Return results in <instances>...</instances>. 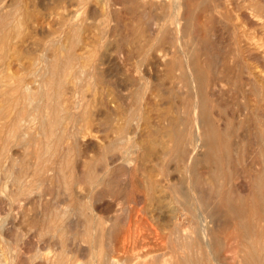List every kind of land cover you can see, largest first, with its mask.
Instances as JSON below:
<instances>
[{
    "label": "rangeland",
    "instance_id": "1",
    "mask_svg": "<svg viewBox=\"0 0 264 264\" xmlns=\"http://www.w3.org/2000/svg\"><path fill=\"white\" fill-rule=\"evenodd\" d=\"M141 1L122 0L121 2V0H118V3H116L117 0L114 1L113 0H104V1L103 0H85V1L84 0H61V1L34 0L35 2L34 3L32 0H19V2L17 0H0V171H1L0 173V216H1L0 261L1 264L2 263L52 264L61 258L64 261V264H87V263L100 264V262L104 260L108 261L110 264L111 262L110 259L112 256H114L116 259L115 261L116 263H112V264H162L163 262L161 261H164V259L167 257L171 259V264H174L175 261H176L175 264H179L178 261L180 260V258H182L184 254L186 255L190 253L194 257H196V255L198 254L196 258L199 260L205 258L204 251H202L197 247L196 240L191 241L192 246L190 248L185 250L183 248L180 249L181 247L178 248L175 239L169 236L167 227L165 228L162 225H161L162 228L156 226L158 221L157 222L155 221L154 215L157 214L156 212L157 210L155 211L152 210L153 208L152 209L150 208V206L153 205H150L151 203H149L150 200H148L147 197L148 194L146 193V191L144 190L140 191L141 188L138 187L134 189H131L130 187L126 188L127 184L125 183L129 181L131 175L129 173L131 171L132 174H134V176L137 173V175H139L137 176V178H139L140 180L143 177L139 168L136 169L137 159L139 155L138 145L140 140L139 132L135 131L136 130L135 125L138 119L135 117L133 118L132 120L133 124H131L130 127L131 129L128 128L129 132H126L124 134L125 138L123 140H115V138H117L115 129L118 126L122 125L123 116L125 114V110L127 109V107H125L124 105V102L126 101L123 102V99L125 100V98H127L129 93L135 91L139 94L137 97V102L135 104V110L139 112L143 106L147 109L148 112L150 110L149 115H150L151 123L147 125L143 124L142 128L144 129V132L149 133L150 137L153 139L157 138L158 136H160L158 138L162 137L165 140L169 138L168 136L164 137L162 132L161 133L159 132L158 135H155L157 134L155 133V129L157 127L161 129L165 128L166 116L171 113L172 111L171 109H173L172 104L174 107L181 105L182 99H184L183 97H185V91L187 87L183 84V82L179 77L181 69L179 68L180 70H178V68L172 67V65L170 64L169 65L166 64L168 61H170L172 58L176 56H178L181 59V63L184 65L186 63V59L188 58L189 53L196 51L198 56H200L199 58L202 60L203 65L205 64L204 67L205 69L207 68L206 70L208 71L207 72L208 75L212 78V82H213L212 90L214 92L217 91L218 93L216 92V95H218L222 100L227 102L226 104L227 106L224 105L220 107L221 111H223L224 117L227 118L228 116L227 113L229 114L230 111L231 112L233 111L237 114L242 113L240 119H238L239 123L235 125L234 134L232 137L235 142L239 141V143L241 144V150H239L238 155L235 151H232L229 161L225 164L227 171L229 170L227 185L229 186L233 185L235 187L238 184L239 186L241 184L243 176H246V181L248 182V184H251L253 175L256 173L257 168L261 166L260 163L262 157L259 154V152L255 153V158H253L254 156L250 158L249 156L250 153L244 148L246 147L245 144L247 145L248 139L255 137L256 132H258L260 129H263V125H264V0H164L165 2L163 0H141ZM175 1L178 2L179 4L175 3ZM163 2L165 3L164 6H160V4ZM45 5L46 6L49 5V6L46 7ZM64 5L68 6L70 9L67 7L68 9L67 11L66 6L64 7ZM179 6L180 8H178ZM98 7H100V9ZM141 7L143 10L141 9ZM34 8L36 9V11L34 10ZM109 8L111 9L112 13ZM55 9L56 11L54 12ZM148 9L149 11H147ZM11 14L12 17L10 16ZM3 15L5 16V18L3 17ZM27 16H29V19ZM113 16L115 17L113 18ZM1 17H3L4 19ZM55 19L56 21H54ZM62 19L63 21L64 20H69V22L72 21L75 24L78 22L77 25H79V29L71 31V29L68 27L63 28ZM177 20H179V23L176 22ZM187 22L190 24L191 32L185 35V33L182 31V27ZM86 23L87 25L89 24L90 25L87 26ZM40 24L41 26H39ZM45 24L48 25L46 26ZM126 26L128 28L130 26L131 27L128 29ZM171 28H173L172 31ZM140 29L141 30L143 29V31H138ZM65 30L68 33H66ZM115 31L118 34L115 33ZM44 32L45 34H43ZM34 36H36L37 38ZM114 36L116 39L114 38ZM143 39L146 40L142 41ZM87 41L88 42L91 41V42L88 44ZM71 43H73L72 51L76 55L75 59L71 58L70 60L66 51H62L63 65L59 71L58 78L61 79L63 83L62 99L63 97H67L68 101H70L69 103L71 104V108L70 110L68 109L69 110L68 112H70L71 114L73 113V116L66 117L67 110L64 109L63 112L61 111L62 113L61 115L65 113L64 114L65 116L63 115L64 117L63 123L65 122H66L65 124L68 123L67 125L69 130L68 133L64 134L62 133L61 126L60 128L57 127L58 136H60L61 139L60 141L54 136L46 135L45 131L41 127L38 107L42 106L43 107L42 109L45 113L49 111V108L43 105V101L39 100L38 98L33 99L32 102L31 100H27L25 103V115L21 119H15L17 108L15 109L14 104H10L11 102H9V99H7L9 96L6 93L7 92L6 90H8L9 87H11L12 81H14V79L22 78L26 80L28 83L32 80L30 82L31 84L29 83V89L32 94L36 93V91H39L40 90L39 88L41 87L40 85H42V74L49 73L48 64L50 61H52L51 54H53L54 52L53 50L55 46L57 45L65 46V45H70ZM84 43L87 44V46ZM129 43L130 46L128 47ZM27 44L29 45L27 46ZM123 45L124 48L122 47ZM210 45H212V47ZM88 46L90 49L87 48ZM132 47L133 49L131 50ZM181 47H183L184 50ZM35 48L38 50H36ZM92 48L94 49V51L92 50ZM21 49L22 50L25 49V51L22 52ZM28 51L30 54L28 53ZM47 51L49 53H47ZM102 51H103V55H101ZM165 52H168L167 58L163 59L162 54ZM134 55L135 57H133ZM44 58L46 62H44L45 61ZM79 58L82 60H80ZM22 59L23 61H21ZM30 59H32V61ZM104 61H106L107 63L106 62L104 63ZM68 62H70L71 64L69 65L66 64ZM81 62L86 63L85 70L83 71L75 70V68L78 67L77 65ZM102 62L103 65H101ZM35 65H37L36 66L37 68L35 67ZM39 65L41 68L38 67ZM150 66L151 68H149ZM27 67L30 68L27 69ZM214 67H216L217 70ZM25 68L27 70H23ZM13 69L16 71H13ZM183 69H186L185 65L183 66ZM98 70L99 72H97ZM81 72L84 73L81 74ZM67 73L69 74V76H67ZM99 73L100 74L102 73L101 76ZM94 75H96L95 77L96 80L94 79V77H92ZM156 78L157 80L155 81ZM67 79L69 82L67 81ZM104 79L107 80V82ZM218 79L221 82H219ZM98 82L100 85H98ZM112 82L117 84L115 85ZM155 82L158 83L157 86H155ZM71 83L73 86H71ZM251 83H256V86H254ZM102 85L103 86L105 85L106 89ZM35 86L38 87L36 88ZM133 86L134 87L137 86L138 88L137 87L134 88ZM212 86L210 87L212 88ZM257 86L260 89H257ZM112 88H114L113 90L118 95L113 93ZM117 88L120 89L118 90ZM48 89L52 90L50 88ZM255 89H257L258 93L255 91ZM70 90L73 91L72 93L69 94V92H71ZM110 90L112 91V93L110 92ZM102 91L103 93L105 92L104 93L105 97ZM109 94L111 95V97H113V101H111L112 98L110 97ZM150 94H152V96H150ZM107 95L109 97H107ZM103 97L106 98L104 101H103L104 99ZM65 99L66 98H64L63 100L66 103ZM37 100L39 103L37 102ZM62 101L61 103L64 104V101L63 102ZM87 101L90 103H88ZM166 101L167 103L165 104ZM96 104L97 107L95 106ZM114 104L118 107H116ZM256 104L260 106L258 118L254 115L255 111H253L252 109L253 107L255 108L257 107ZM107 105H109L110 108L107 107ZM94 106L96 108H93ZM9 107L11 108V110ZM84 108L86 109L84 110ZM101 108L102 110H100ZM93 109L98 114L96 115V117L95 116L91 117L90 112L88 113V111H92ZM110 109L112 111H110ZM86 110L87 112L86 114H84V111ZM4 111H7L8 113L6 118L3 117ZM99 112H101L100 116H99ZM114 113L116 114L118 113V114L116 115ZM106 114H108V116ZM160 114H162V116H160ZM101 117L105 119H102ZM6 119L10 123V125H7V127L4 126V124L6 123ZM121 119L122 122L118 121ZM79 120L82 121L83 123L80 122ZM17 122H19V127L14 128ZM117 123H119L118 126ZM155 123L157 126L155 125ZM160 123L163 126H160L161 125ZM9 128H11L13 131ZM79 128H81L82 131ZM19 132L21 134L20 137L17 136ZM26 132L28 133V135L26 134ZM70 139L72 141H69ZM111 141L115 142L114 146L112 148L106 149V144H108ZM47 142L49 146H51L48 147V149L44 148V145ZM87 148L89 149L91 148V149L87 150ZM5 150H7V152ZM39 150H41V154L39 153ZM85 151L87 153H85ZM74 152L75 154L73 155ZM116 154L122 157L125 156V159H119L115 163L117 165L115 167L108 165L109 169L106 167L104 170L98 171V173L100 174V175L98 174L99 175L98 177L100 178L90 183L88 181V177L90 175V172L93 170V167L89 164V162L86 161H89V158L92 159L96 156L102 155L105 157L104 162H108L110 160L109 156L112 157L115 156ZM134 154H137V156ZM90 155H92V157ZM130 158H133V161L130 160ZM85 159L87 160L85 161ZM5 160L8 162H4ZM125 160L128 161L130 160V161L128 163V161ZM150 160L153 161L155 160V162L149 161L148 165L152 166L156 164L158 168L157 171L149 172L150 177L153 179H160V180L163 179L165 176L164 174H166L167 171L163 169L161 166H159L158 163H156L157 162L156 158L152 157ZM163 160L164 159L160 157L159 163L160 162L163 163ZM55 161H57V163H56V167L54 168ZM133 165H135L134 168L132 167ZM5 166H7L8 168ZM51 167L53 168L51 169ZM255 167L257 168L255 169ZM80 172H83L82 176L84 178V181L82 184L79 182V176L81 175ZM158 173L162 176H160ZM13 177L14 179H12ZM112 181L115 184L112 183ZM121 183L122 185H120ZM80 185L86 186L85 192H79V190L81 191ZM25 187H29V192H28L29 194L27 195L22 193L23 192L22 189ZM71 187H73V189ZM123 187L125 189H122ZM44 191L47 193H45ZM104 191L107 193L101 196L100 194L103 193ZM84 193L88 195L87 197L90 198V200L86 196H84L85 195ZM156 193L157 195L165 194L164 191L163 192L159 191V193L158 192ZM34 194L35 196H32ZM44 195L46 196L42 197ZM65 195L67 196V198ZM28 198L30 200L31 198H33V200L30 201ZM36 199H38L39 202ZM125 199L126 200L128 199V201H126ZM23 200H25L26 202ZM28 200L30 203L28 202ZM41 201L43 204L41 203ZM78 201H81L82 203L79 204ZM132 201L134 204H132ZM178 201L179 200L176 198L175 194H172L171 196H169V199H165L163 201V205H164L163 209L167 217H172L173 210H177L181 206L180 202ZM175 203H177L176 204L177 206L175 205ZM38 204L40 205V207ZM71 206H73V208ZM145 207L147 211L144 210ZM74 208L75 210H73ZM110 210L114 212L112 213ZM169 210L172 211L169 212ZM45 211L47 212L45 213ZM247 212L248 213H246L245 219L255 227L256 232H259L262 235H264V210L263 211L259 210V212H255L254 214L250 212V209ZM54 213H56L57 215H54ZM110 213L113 215H111ZM124 213L126 214L129 213L128 215L131 214L133 216L135 215V217H137L138 219L140 217L139 220H137L136 222L134 221L136 223V224L134 223V226L135 227L139 226L138 231L140 233L138 235L139 237L137 236L139 241L137 242L136 246L133 247V244L131 245L132 247L129 246L130 247L129 250L132 249L130 250V252L129 250L128 252H123V250L121 251L118 248V246L121 245V238L123 239V237L119 238L120 241L115 251L113 247L114 244L113 235L112 233L109 232L110 231L109 229L111 228L110 226H112L113 224L117 223L118 227H120V225L122 226L123 224L124 226L127 223L126 220L128 215H125ZM92 216H95V222L92 223L91 226H87L86 223L87 218H90ZM108 216H111L112 218ZM121 218H123L124 220ZM111 220L114 223L111 222ZM138 221L139 223H137ZM220 222H222L224 225V233L231 234L234 237L236 236L238 237V241L239 243H241L239 246L238 255L240 254V252L241 254L244 253V250H242L244 249L242 247L243 237L241 236V233L239 231V228L236 224V220L234 219V217L229 215H223ZM72 223H74V226L72 225ZM101 224L103 225V228H100ZM93 225L95 226V228ZM152 227L153 230L154 228L158 230V234L152 230ZM55 230L57 233L55 232ZM29 237L30 238L32 237L31 240L29 239ZM48 237L50 240H48ZM38 238L40 239L37 240ZM43 238L45 241L43 240ZM93 239L95 241H93ZM153 240H155V242ZM38 243L41 245H39ZM141 246L143 247V249ZM44 248L46 250L49 249V251L46 254L44 253L46 251L44 250ZM137 249H139V251ZM149 250H151V253ZM195 250L197 251V253L195 252ZM147 251L149 252L147 253ZM155 253L157 257L154 256ZM41 254L42 256H40ZM49 254L53 256L52 258L55 260H53L51 256H49ZM150 256L152 258H150ZM47 257H49L52 261L47 260ZM119 257L120 259H118ZM137 257L139 259H134ZM79 260L83 262L81 263L80 261V263H78ZM237 261H240V256L235 258L234 260L228 257L226 260H224V263L239 264V262ZM240 263L245 264L241 261Z\"/></svg>",
    "mask_w": 264,
    "mask_h": 264
},
{
    "label": "bare ground",
    "instance_id": "2",
    "mask_svg": "<svg viewBox=\"0 0 264 264\" xmlns=\"http://www.w3.org/2000/svg\"><path fill=\"white\" fill-rule=\"evenodd\" d=\"M19 2V0H17ZM34 2V0H32ZM44 1V0H43ZM61 1V0H60ZM85 1V0H84ZM104 1V0H103ZM114 1V0H113ZM127 1V0H126ZM139 1V0H138ZM141 1V0H140ZM164 1V0H163ZM31 2V1H30ZM29 2V3H30ZM46 2V1H45ZM122 2V0H121ZM124 2V1H123ZM130 2V1H129ZM136 2V1H135ZM142 2V1H141ZM165 2V1H164ZM161 3L160 6H164L165 3ZM14 3V2H13ZM35 3V2H34ZM37 3V2H36ZM62 3V2H61ZM109 3V2H108ZM118 3V0L117 2ZM120 3V2H119ZM133 3V2H132ZM147 3V2H145ZM154 3V2H153ZM175 3H178L175 1ZM19 4V3H17ZM49 4V3H48ZM54 4V3H53ZM60 4V3H59ZM179 4V3H178ZM36 5V4H35ZM58 5V4H57ZM75 5V3H74ZM135 5V4H134ZM140 5V3H139ZM143 5V4H142ZM150 5V3H149ZM177 5V4H176ZM46 6V5H45ZM49 6V5H47ZM46 6V7H47ZM66 5H64L65 7ZM114 6V5H113ZM144 6V5H143ZM142 6V7H143ZM15 7V6H14ZM13 7V8H14ZM28 7V6H27ZM38 7V6H37ZM68 6H66V10ZM95 7V6H94ZM110 7V6H109ZM135 7V6H134ZM137 7V6H136ZM141 7V9H142ZM154 7V6H153ZM156 7V6H155ZM42 8V7H41ZM69 8V7H68ZM72 8V7H71ZM93 8V6H92ZM100 9V7H98ZM176 8V7H175ZM180 8V6L178 7ZM28 9V8H27ZM46 9V8H45ZM65 9V8H64ZM70 9V8H69ZM75 9V8H74ZM110 9V8H109ZM133 9V8H132ZM135 9V8H134ZM138 9V8H137ZM150 9V8H149ZM149 9L147 11H149ZM17 10V9H16ZM34 10L36 11V9L34 8ZM39 10V9H38ZM47 10V9H46ZM63 10V9H62ZM61 10V12H62ZM92 10V9H91ZM95 10V9H94ZM105 10V9H104ZM113 10V9H112ZM143 10V9H142ZM27 11V10H26ZM56 11V9L54 10V12ZM58 11V10H57ZM111 11V9H110ZM146 11V12H147ZM178 11V10H177ZM205 11V10H204ZM31 12V11H30ZM64 12V11H63ZM75 12V11H74ZM94 12V11H93ZM96 12V11H95ZM98 12V10H97ZM101 12V11H100ZM103 12V11H102ZM182 12V11H181ZM49 13V12H48ZM60 13V12H59ZM73 13V12H70ZM112 13V11H111ZM134 13V12H133ZM138 13V12H137ZM176 13V12H175ZM207 13V12H206ZM6 14V13H5ZM36 14V13H35ZM52 14V12H51ZM65 14V13H64ZM63 14V15H64ZM97 14V13H96ZM102 14V13H101ZM136 14V13H135ZM178 14V13H177ZM21 15V14H20ZM46 15V14H45ZM62 15V16H63ZM69 15V14H68ZM99 15V13H98ZM115 15V14H114ZM137 15V14H136ZM12 17V14L10 15ZM23 16V15H22ZM35 16V15H34ZM60 16V15H59ZM91 16V15H90ZM132 16V15H131ZM177 16V15H175ZM180 16V14H179ZM177 16V17H179ZM3 17L5 18V16L3 15ZM1 17V18H3ZM29 19V16H27ZM55 17V16H54ZM115 16H113L114 18ZM135 17V16H134ZM133 17V18H134ZM161 17V16H160ZM189 17V16H188ZM197 17V16H196ZM206 17V16H205ZM3 18V19H4ZM59 18V17H58ZM78 18V17H77ZM155 18V17H154ZM153 18V19H154ZM162 18V17H161ZM32 19V18H31ZM50 19V18H49ZM92 19V18H91ZM97 19V18H96ZM46 20V19H45ZM59 20V19H58ZM61 20V19H60ZM157 20V19H156ZM155 20V21H156ZM164 20V19H163ZM29 21V20H28ZM56 21V19L54 20ZM63 21V19H62ZM206 21V20H205ZM20 22V21H19ZM23 22V21H22ZM40 22V21H39ZM47 22V21H46ZM50 22V20H49ZM52 22V21H51ZM82 22V21H81ZM91 22V21H90ZM94 22V21H93ZM176 22L179 23V20H177ZM197 22V21H196ZM202 22V21H201ZM199 22V23H201ZM12 23V22H11ZM27 23V22H26ZM30 23V22H29ZM37 23V22H36ZM43 23V22H42ZM45 23V21H44ZM78 23V22H77ZM77 23L75 24L74 22L69 20H64L62 23V27H68L71 29V31L77 30L79 29V25H77ZM95 23V22H94ZM157 23V22H156ZM23 24V23H21ZM38 25V24H37ZM36 25V26H37ZM46 25V24H45ZM48 25V24H47ZM46 25V26H47ZM87 25V23H86ZM90 25V24H89ZM87 25V26H89ZM31 26V25H29ZM41 26V24L39 25ZM58 26V25H57ZM56 26V27H57ZM128 26V25H127ZM126 26V27H127ZM195 26V25H194ZM131 27V26H130ZM129 27V28H130ZM133 27V26H132ZM168 27V26H166ZM193 27V26H192ZM35 28V27H34ZM44 28V27H43ZM49 28V27H48ZM128 28V27H127ZM128 28V29H129ZM138 28V27H136ZM165 28V27H164ZM208 28V27H207ZM210 28V27H209ZM45 29V28H44ZM173 28H171L172 31ZM37 30V29H36ZM83 30V29H81ZM115 30V28H114ZM113 30V31H114ZM193 30V29H192ZM45 31V30H44ZM50 31V30H48ZM68 31V30H67ZM109 31V30H108ZM107 31V32H108ZM138 31H143V29L138 30ZM182 31L186 34H189L191 32V27L190 24L187 22L185 25H183L182 27ZM66 32V30H65ZM64 32V33H65ZM169 32V31H168ZM204 32V31H203ZM63 33V34H64ZM68 33V32H66ZM70 33V32H69ZM109 33V32H108ZM114 33V32H113ZM115 33H117L115 31ZM131 33V32H130ZM152 33V32H151ZM179 33V32H178ZM181 33V32H180ZM30 34V33H29ZM45 34V32L43 33ZM118 34V33H117ZM125 34V33H124ZM129 34V31H128ZM204 34V33H203ZM202 34V35H203ZM31 35V34H30ZM47 35V34H46ZM49 35V34H48ZM65 35V34H64ZM67 35V34H66ZM150 35V34H147ZM180 35V34H179ZM178 35V36H179ZM195 35V34H194ZM32 36V35H31ZM38 36V35H36ZM34 36V37H36ZM56 36V35H55ZM113 36V35H111ZM125 36V35H124ZM123 36V37H124ZM69 37V36H68ZM83 37V36H82ZM180 37V36H179ZM37 38V37H36ZM115 38V36H114ZM149 38V37H148ZM158 38V37H157ZM196 38V37H195ZM205 38V37H204ZM211 38V37H210ZM29 39V38H28ZM76 39V38H75ZM116 39V38H115ZM119 39V37H118ZM152 39V38H151ZM150 39V40H151ZM197 39V38H196ZM51 40V39H50ZM88 40V38H87ZM146 39H143L142 41H144ZM180 40V39H179ZM27 41V40H25ZM36 41V40H35ZM38 41V40H37ZM92 41V40H91ZM91 41H87L88 44ZM126 41V40H125ZM129 41V40H128ZM138 41V40H137ZM140 41V40H139ZM148 41V40H147ZM188 41V40H187ZM41 42V41H40ZM63 42V41H62ZM61 42V43H62ZM78 42V41H77ZM93 42V41H92ZM130 42V41H129ZM29 43V42H26ZM32 43V42H31ZM102 43V42H101ZM135 43V40H134ZM189 43V42H188ZM36 44V43H35ZM34 44V45H35ZM43 44V43H42ZM45 44V42H44ZM64 44V43H63ZM85 44V43H84ZM110 44V43H109ZM108 44V45H109ZM125 44V43H124ZM133 44V43H132ZM141 44V43H140ZM29 44H27L28 46ZM33 45V44H32ZM31 45V47H32ZM87 46V44H85ZM94 45V44H93ZM138 45V44H137ZM142 45V44H141ZM188 45V44H187ZM91 46V45H89ZM89 46L87 48H89ZM130 46V43L128 44V47ZM134 46V45H133ZM212 47V45H210ZM11 47V46H10ZM20 47V46H19ZM23 47V46H22ZM26 47V46H25ZM36 47V46H35ZM38 47V46H37ZM99 47V46H98ZM124 48V45L122 46ZM121 47V49H122ZM146 47V45H145ZM172 47V46H171ZM24 48V47H23ZM22 48V49H23ZM28 48V47H27ZM30 48V47H29ZM73 48V43H71L70 45H57L54 48V52L52 55V61L49 62V73H43L42 74V85H40L41 87L39 88V91H36V93L32 94L30 92L29 89V83L32 81H30L29 83L22 79V78H16L14 79V81H12L11 87H9L8 90H6L7 95L9 96L7 99H9V102H11L10 104H14L15 109L17 108V112L15 114V119H21L24 115H25V103L27 100H32L35 98H38L39 100L43 101V105L47 106L49 108V111L47 113H45L43 111V107L39 106L38 107V111H39V117H40V124L42 129L45 131L46 135H50V136H54L57 139H60V136H58V130L57 127L60 128L61 126V130L62 133L66 134L68 133V123L65 124L63 123V115H61V111L63 112V110H67V114L66 117H72L73 113L71 114L70 112H68L71 108V104L69 103L70 101H68L67 97H63L66 98V103L65 101L62 99L63 96V83L61 81V79L58 78L59 75V71L63 65V57H62V51H66L67 55L69 56L70 60L71 58L75 59V53H73L72 51ZM94 48V47H93ZM92 48V50L94 51V49ZM183 49V47H181ZM21 51H25L22 50ZM36 49V48H35ZM90 49V48H89ZM133 49V47L131 48V50ZM28 50V49H27ZM38 50V49H36ZM88 50V49H87ZM110 50V49H109ZM130 50V51H131ZM184 50V49H183ZM195 50V49H194ZM32 51V49H31ZM49 51V50H48ZM47 51V53H49ZM84 51V50H83ZM91 51V50H89ZM105 51V50H103ZM103 51L101 53V55H103ZM121 51V50H120ZM140 51V50H139ZM85 52V51H84ZM123 52V51H122ZM126 52V51H125ZM161 52V51H160ZM184 52V51H183ZM19 53V52H18ZM29 53V51H28ZM38 53V51H37ZM45 53V52H44ZM65 53V52H64ZM78 53V52H77ZM91 53V52H90ZM106 53V52H105ZM246 53V52H245ZM30 54V53H29ZM27 54V55H29ZM36 54V53H35ZM89 54V53H87ZM95 54V53H93ZM134 54V53H133ZM167 54L168 52L163 53V59L167 58ZM212 54V53H211ZM50 55V56H51ZM132 55V53H131ZM185 55V54H184ZM15 56V55H14ZM23 56V55H21ZM123 56V55H122ZM186 56V55H185ZM20 57V56H19ZM31 57V56H30ZM29 57V58H30ZM132 57V56H131ZM135 57V55L133 56ZM187 57V56H186ZM185 57V58H186ZM200 56H198V54L196 53V51L190 52L188 55V58L186 59V63L184 64L186 69H183V64L181 63V59L176 56L174 58H172L170 61H168L166 64H170L172 65V67H176L178 68V70H180V79L183 82V84L187 87L186 91H185V97H183L184 99H182V103L181 105L178 106H173L172 104V108L171 109V113L168 114L166 116V124H165V128L161 129L159 127H157L155 129V135H158V133L162 132L164 137L168 136L169 138L167 140H165L164 138H158L160 136H158L157 138H151L149 133H145L143 127V124L147 125L151 123V119H150V108L148 109L149 112L147 111V109L143 106L139 112H137V110H135V104L137 102V97H138V93L135 92H131L128 94L127 98H125V100L123 99L124 105L125 107H127V109L125 110V114L123 116V123L122 125L118 126L119 123H117V128L115 129L116 132V136L117 138H115V140H123L124 134L128 131V128L131 129V124L133 118H137V123H136V132H139L140 134V140H139V155H138V159H137V166L136 169L139 168V170L141 171L142 174V179L140 180L139 178H137V173H136V177L134 176V174H132V171L129 173L130 175V179L129 181H127L125 184H127L126 188L130 187L131 189L134 188H141V190L146 191V193L148 194V200L149 203H151L150 208L152 210H157V214L154 215L155 221L157 222L156 226L161 227V225L163 227H167L168 228V234L170 237H173L175 239V242L178 246V248L180 249H188L192 246V242L193 240L197 241V247L199 249H201L202 251H204V255L205 258L204 259H197V255L196 257H194L193 255L190 254H184L182 258H180V260L178 261L179 264H227L224 263V260H226L228 257L232 258L233 260L237 257L240 256V261L245 263V264H264V235H262L259 232L255 231V227L245 219L246 217V213H248L247 211L250 209L251 213H255V212H259L264 210V125H263V129H260L258 132H256L255 137H252L250 139H248L247 141V145L245 144V150H247L250 153V158H255V153L259 152V154L261 155L262 159H261V166H259L258 168L255 167L256 173L253 175L252 180H251V184H248V182L246 181V176H243L241 184L238 186H229L227 185L228 183V171L226 169L225 164L229 161L230 155L232 151H235L238 155L239 150H241V144L239 143V141H234L233 140V134H234V128L235 125L238 122V119H240V116L242 115V113L237 114L235 112H231L229 109V114L227 113V118L224 117L223 111H221V106H227V102L222 100L218 95H216V92H214L213 86H212V78L208 75V71L205 69L202 60L199 58ZM28 58V57H27ZM20 59V58H19ZM37 59V58H36ZM72 59V60H73ZM80 59V58H79ZM139 59V58H137ZM32 61V59H30ZM34 60V58H33ZM45 60V58H44ZM82 60V59H80ZM79 60V61H80ZM91 60V59H90ZM104 60V59H103ZM120 60V59H119ZM23 61V59L21 60ZM84 61V60H83ZM86 61V60H85ZM89 61V60H88ZM99 61V60H98ZM108 61V59H107ZM121 61V60H120ZM206 61V60H205ZM42 62V61H41ZM46 62V60L44 61ZM106 61H104L105 63ZM30 63V61H29ZM107 63V62H106ZM211 63V62H210ZM66 64H71L70 62L66 63ZM75 64V63H74ZM88 64V63H87ZM239 64V62H238ZM85 65L86 63H79L75 68V70H85ZM103 65V62L102 64ZM146 65V64H145ZM25 66V65H24ZM28 66V65H26ZM37 65H35L36 67ZM40 67V65L38 66ZM100 67V66H99ZM30 67H27V69H29ZM37 68V67H36ZM41 68V67H40ZM39 68V69H40ZM65 68V67H64ZM74 68V67H73ZM151 68V66L149 67ZM153 68V67H152ZM180 68V69H179ZM213 68V67H212ZM216 68V67H214ZM26 68L23 70H27ZM34 69V68H33ZM104 69V68H103ZM22 70V69H21ZM65 70V69H64ZM68 70V69H67ZM217 70V68H216ZM215 70V71H216ZM13 71H16L13 69ZM46 71V70H45ZM44 71V72H45ZM63 71V70H61ZM73 71V70H71ZM70 71V72H71ZM101 71V70H100ZM105 71V70H103ZM20 72V71H19ZM22 72V71H21ZM31 72V71H30ZM36 72V70H35ZM67 72V71H66ZM69 72V71H68ZM75 72V71H74ZM99 72V70L97 71ZM15 73V72H14ZM34 73V72H33ZM84 72H81V74ZM134 73V72H133ZM132 73V74H133ZM161 73V72H160ZM30 74V73H29ZM91 74V73H90ZM98 74V73H97ZM100 74V73H99ZM102 74V73H101ZM100 74V76H101ZM105 74V73H104ZM13 75V73H12ZM71 75V73H70ZM120 75V74H119ZM147 75V74H145ZM215 75V74H214ZM15 76V75H14ZM20 76V75H19ZM31 76V75H30ZM41 76V75H40ZM67 76H69V74L67 73ZM89 76V75H88ZM116 76V75H115ZM127 76V75H126ZM2 77V76H1ZM12 77V76H11ZM86 77V76H85ZM96 77V75L92 76ZM104 77V76H103ZM162 77V76H161ZM217 77V76H216ZM229 77V76H228ZM6 78V77H4ZM87 78V77H86ZM91 78V77H90ZM127 78V77H126ZM149 78V75H148ZM215 78V77H214ZM218 78V77H217ZM232 78V77H231ZM29 79V78H28ZM74 79V78H73ZM83 79V78H82ZM99 79V78H98ZM103 79V78H101ZM100 79V80H101ZM120 79V78H119ZM124 79V78H123ZM161 79V78H160ZM220 79V78H219ZM218 79V81H219ZM38 80V79H37ZM96 80V79H95ZM105 80V79H104ZM149 80V79H148ZM157 80V78L155 79V81ZM4 81V80H3ZM68 81V79H67ZM76 81V80H74ZM81 81V80H80ZM89 81V80H88ZM87 81V82H88ZM102 81V80H101ZM107 82V80H105ZM243 81V80H242ZM241 81V82H242ZM35 82V81H34ZM41 82V81H40ZM69 82V81H68ZM71 82V81H70ZM79 82V81H78ZM116 82V81H114ZM112 82V83H114ZM127 82V81H126ZM141 82V81H140ZM149 82V81H148ZM221 82V81H219ZM245 82V80H244ZM254 82V81H253ZM256 82V81H255ZM77 83V82H75ZM80 83V82H79ZM89 83V82H88ZM95 83V82H94ZM104 83V81H103ZM31 84V83H30ZM102 84V83H101ZM115 84V83H114ZM117 84V83H116ZM115 84V85H116ZM212 86V88L209 86ZM226 84V83H225ZM229 84V83H228ZM254 86H256V83H251ZM39 85V84H38ZM65 85V84H64ZM91 85V83H90ZM98 85L99 82H98ZM109 85V84H107ZM120 85V84H119ZM137 85V84H136ZM140 85V84H139ZM158 83L155 82V86H157ZM214 85V84H213ZM231 85V84H230ZM66 86V85H65ZM64 86V87H65ZM71 86L72 83H71ZM89 86V85H88ZM103 86V85H102ZM149 86V85H148ZM163 86V85H162ZM232 86V85H231ZM234 86V85H233ZM239 86V85H238ZM5 87V85H4ZM36 87V86H35ZM33 87V88H35ZM38 87V86H37ZM36 87V88H37ZM90 87V86H89ZM100 87V86H99ZM105 88V85L103 86ZM113 87V86H111ZM125 87V86H124ZM134 87V86H133ZM137 87V86H136ZM134 87V88H136ZM227 87V86H226ZM225 87V88H226ZM235 87V86H234ZM2 88V86H1ZM48 88L52 89L49 90ZM67 88V87H66ZM69 88V87H68ZM74 88V87H72ZM87 88V87H86ZM91 88V87H90ZM88 88V89H90ZM122 88V87H121ZM138 88V87H137ZM185 88V87H184ZM101 89V88H100ZM106 89V88H105ZM104 89V90H105ZM114 88H112L113 90ZM118 89V88H117ZM120 89V88H119ZM118 89V90H119ZM154 89V88H153ZM172 89V88H171ZM174 89V88H173ZM234 89V88H233ZM239 89V88H238ZM257 89H260L257 86ZM257 89H255V91L257 92ZM65 90V89H64ZM82 90V89H81ZM99 90V88H98ZM168 90V89H166ZM226 90V89H225ZM72 93L73 90H70ZM87 91V90H86ZM96 91V90H95ZM106 91V90H105ZM108 91V90H107ZM117 91V90H116ZM125 91V90H124ZM128 91V90H127ZM165 91V90H164ZM98 92V91H97ZM96 92V93H97ZM110 92L112 93V91L110 90ZM120 92V91H119ZM154 92V91H153ZM166 92V91H165ZM164 92V93H165ZM248 92V91H247ZM67 93V92H66ZM74 93V92H73ZM99 93V92H98ZM97 93V94H98ZM103 93V91H102ZM101 93V94H102ZM105 93V92H104ZM103 93L104 97L105 94ZM110 93V94H111ZM113 93H115V91L113 90ZM121 93V92H120ZM119 93V94H120ZM163 93V94H164ZM218 93V92H217ZM258 93V92H257ZM65 94V93H64ZM84 94V93H83ZM91 94V93H90ZM89 94V95H90ZM96 94V95H97ZM109 94V95H110ZM117 94V93H115ZM114 94V95H115ZM5 95V92H4ZM118 95V94H117ZM122 95V94H121ZM67 96V94H66ZM72 96V95H70ZM68 96V97H70ZM85 96V95H84ZM100 96V95H99ZM113 96V95H112ZM150 96H152V94H150ZM174 96V95H173ZM225 96V95H224ZM87 97V95H86ZM95 97V94H94ZM92 97V98H94ZM103 97V98H104ZM107 97H109L107 95ZM111 97V95H110ZM115 97V96H114ZM123 97V96H122ZM157 97V95H156ZM182 97V96H181ZM113 101V97H111ZM109 98V99H111ZM119 98V97H118ZM155 98V97H153ZM161 98V97H160ZM98 99V98H95ZM102 99V98H101ZM106 98L103 99V101ZM64 101V104L61 103V101ZM70 100V99H69ZM73 100V99H72ZM91 100V99H90ZM89 100V101H90ZM115 100V99H114ZM117 100V98H116ZM115 100V101H116ZM120 100V99H119ZM7 101V100H5ZM62 101V102H63ZM82 101V100H81ZM96 101V100H95ZM101 101V100H100ZM102 101V103H103ZM114 101V102H115ZM150 101V99H149ZM156 101V100H155ZM154 101V102H155ZM161 101V100H160ZM164 101V99H163ZM172 101V99H171ZM38 102V100H37ZM86 102V101H85ZM88 102V101H87ZM122 102V103H123ZM157 102V101H156ZM39 103V102H38ZM90 103V102H88ZM86 103V104H88ZM96 103V102H95ZM100 103V102H97ZM110 103V100H109ZM108 103V104H109ZM113 103V102H112ZM121 103V102H119ZM153 103V102H152ZM167 103V101L165 102V104ZM180 103V102H179ZM4 104V103H3ZM79 104V103H78ZM107 104V103H106ZM118 104V103H116ZM150 104V103H149ZM94 105V104H93ZM115 105V104H114ZM113 105V106H114ZM253 105V104H252ZM38 106V105H37ZM97 107V104L95 105ZM93 108H96V107ZM100 106V105H99ZM116 106V105H115ZM148 106V104H147ZM159 106V104H158ZM171 106V105H170ZM256 108L253 107V111H255L254 115L258 118L259 116V109L260 106L258 104H256ZM36 107V106H35ZM107 107H109V105H107ZM118 107V106H116ZM161 107V106H160ZM159 107V108H160ZM164 107V106H163ZM262 107V106H261ZM8 108V107H7ZM10 108V107H9ZM78 108V107H77ZM110 108V107H109ZM114 108V107H113ZM158 108V107H157ZM62 109V110H61ZM69 109V110H68ZM86 108H84L85 110ZM112 109V108H111ZM110 109V111H112ZM119 109V108H118ZM117 109V110H118ZM152 109V108H151ZM156 109V108H155ZM243 109V108H242ZM6 110V109H4ZM11 110V108H10ZM88 110V109H87ZM86 111H84V114H86ZM102 110V108L100 109ZM109 110V109H108ZM154 110V109H153ZM158 110V109H157ZM163 110V109H162ZM250 110V109H249ZM8 111V110H7ZM7 111L3 112V117L6 118L7 116ZM105 111V110H103ZM102 111V112H103ZM166 111V110H165ZM242 111V110H241ZM245 111V110H244ZM90 112V116L93 117L96 115H98L96 113V111L93 109L92 111H88V113ZM120 112V111H119ZM164 112V111H162ZM237 112V111H236ZM246 112V111H245ZM99 112V116H100ZM244 113V112H243ZM261 113V112H260ZM103 114V113H102ZM116 114V113H114ZM118 114V113H117ZM116 114V115H117ZM80 115V114H79ZM104 115V114H103ZM108 116V114H106ZM121 115V114H120ZM123 115V114H122ZM65 116V115H64ZM77 116V115H76ZM81 116V115H80ZM102 116V115H101ZM112 116V115H111ZM119 116V115H118ZM160 116H162V114H160ZM82 117V116H81ZM103 117V116H102ZM101 117V118H102ZM76 118V117H75ZM98 118V116H97ZM100 118V119H101ZM112 118V117H111ZM122 118V117H121ZM225 118V119H224ZM35 119V118H34ZM83 119V118H82ZM105 119V118H102ZM250 119V118H249ZM108 120V119H107ZM136 120V119H134ZM80 121V120H79ZM86 121V120H85ZM88 121V120H87ZM110 121V120H109ZM113 121V120H111ZM117 121V120H116ZM115 121V123H116ZM122 122L121 120H118ZM248 121V120H247ZM262 121V120H261ZM82 122V121H80ZM263 122V121H262ZM75 123V122H74ZM83 123V122H82ZM81 123V124H82ZM97 123V122H96ZM107 123V122H106ZM163 123V122H162ZM101 124V122H100ZM114 124V123H113ZM158 124V123H157ZM161 124V123H160ZM159 124V125H160ZM7 125H10V123L8 122V120L6 119V123L4 124L5 127H7ZM156 125V123H155ZM81 126V125H80ZM157 126V125H156ZM160 126H163L162 124ZM239 126V125H237ZM19 127V122L16 123L14 128ZM93 127V126H92ZM101 127V126H100ZM103 127V126H102ZM155 127V126H154ZM248 127V126H247ZM254 127V126H253ZM257 127V126H256ZM21 128V127H20ZM109 128V127H108ZM148 128V127H147ZM153 128V126H152ZM261 128V127H260ZM11 129V128H9ZM81 131L82 129L79 128ZM97 129V128H96ZM95 129V130H96ZM12 130V129H11ZM74 130V129H73ZM98 130V129H97ZM13 131V130H12ZM80 131V132H81ZM23 132V131H22ZM21 132V133H22ZM73 132V131H72ZM135 132V134H136ZM149 132V131H148ZM153 132V131H152ZM111 133V132H110ZM255 133V132H254ZM26 134L28 135V133L26 132ZM104 134V133H103ZM25 135V134H24ZM75 135V133H74ZM81 135V134H79ZM138 135V134H137ZM153 135V134H152ZM154 135V136H155ZM162 135V134H161ZM17 136H21L20 132L17 134ZM78 136V135H77ZM136 136V135H135ZM76 137V136H75ZM241 137V136H240ZM244 137V136H243ZM250 137V136H249ZM70 138V137H69ZM109 138V137H108ZM136 138V137H135ZM127 139V138H126ZM138 139V137H137ZM90 140V139H89ZM114 140V141H115ZM69 141H72L71 139ZM76 141V140H75ZM88 141V140H87ZM92 141V140H91ZM114 141L109 142L108 144H106V149L108 148H112L115 144ZM130 141V140H128ZM94 142V141H93ZM101 144V143H100ZM129 144V143H128ZM243 144V143H242ZM54 145V144H53ZM79 145V144H78ZM77 145V147H78ZM95 145V144H94ZM49 146L48 142L44 145V148L48 149ZM63 147V146H62ZM121 147V145H120ZM38 148V147H37ZM56 148V146H55ZM124 148V147H123ZM83 149V148H82ZM89 148H87L88 150ZM91 149V148H90ZM89 149V150H90ZM94 149V148H93ZM92 149V150H93ZM118 149V148H117ZM29 150V148H28ZM31 150V148H30ZM79 150V149H78ZM136 150V149H135ZM7 152V150H5ZM126 151V150H124ZM130 151V149H129ZM32 152V151H31ZM90 152V151H89ZM88 152V153H89ZM92 152V151H91ZM247 152V153H248ZM5 153V152H4ZM39 153L41 154V150H39ZM85 153H87L85 151ZM117 153V152H115ZM15 154V153H14ZM75 154V152L73 153V155ZM138 154V153H137ZM137 154H134L137 156ZM236 155V154H235ZM2 156V154H1ZM14 156V155H13ZM82 156V155H81ZM86 156V155H85ZM92 157V155H90ZM110 160L108 162H104V156H96L92 159L89 158V161H86L87 159H85L86 162H89V164L93 167V170L90 172V175L88 177V181L94 182L96 181L100 174L98 173V171H102L104 170L106 167L108 168V165H111L113 167L117 166L115 163L119 160V159H125V156H118L117 154L115 156H109ZM152 157L156 158L157 162L159 164V166H161L163 169H165L167 172L166 174H164V178L163 179H153L150 177L149 172H153V171H157V165H152L149 166L148 162L152 161L155 162V160H150ZM160 157L163 160V163L160 162L159 163V159ZM134 158V156H133ZM133 158H130V160L133 161ZM137 158V157H136ZM9 159V158H8ZM18 159V158H17ZM19 160V159H18ZM21 160V159H20ZM82 160V159H80ZM129 160V161H130ZM11 161V160H10ZM22 161V160H21ZM77 161V160H76ZM128 161V160H125ZM128 161V163H129ZM131 161V162H132ZM4 162H8V161H4ZM35 162V161H34ZM82 162V161H81ZM130 162V163H131ZM10 163V162H9ZM54 168L56 167V163L57 161L54 162ZM152 164V163H151ZM29 165V164H28ZM233 165V163H232ZM4 166V165H3ZM37 166V165H36ZM58 166V165H57ZM80 166V165H79ZM77 166V167H79ZM130 166V165H129ZM135 165H133L132 167L134 168ZM252 166V165H251ZM7 167V166H5ZM48 167V166H47ZM131 167V169H132ZM254 167V166H253ZM8 168V167H7ZM6 168V169H7ZM50 168V167H49ZM53 167H51L52 169ZM121 168V167H120ZM130 168V167H129ZM232 168V167H231ZM109 169V168H108ZM119 169V168H118ZM162 169V170H163ZM8 170V169H7ZM130 170V169H129ZM52 171V170H51ZM79 171V169H78ZM82 171V170H81ZM135 171V169H134ZM138 171V170H137ZM232 171V170H231ZM4 172V171H2ZM115 172V171H114ZM1 173V171H0ZM12 173V172H11ZM16 173V172H15ZM67 173V172H66ZM81 175L79 176V182L82 184L84 181V178L82 176L83 172H80ZM135 173V172H134ZM139 173V172H138ZM161 173V172H160ZM239 173V172H238ZM87 174V173H85ZM99 174V175H98ZM149 174V175H148ZM155 174V173H154ZM159 174V173H158ZM61 175V174H60ZM87 175V176H88ZM103 175V174H102ZM156 175V174H155ZM160 175V174H159ZM158 175V176H159ZM52 176V175H50ZM129 176V175H128ZM162 176V175H160ZM6 177V176H4ZM21 177V176H20ZM29 177V176H28ZM42 177V176H41ZM39 177V178H41ZM54 177V176H53ZM235 177V176H234ZM8 179V178H7ZM14 179V177L12 178ZM23 179V178H22ZM64 179V178H63ZM25 180V179H24ZM27 180V178H26ZM35 180V179H34ZM22 181V180H21ZM49 181V180H48ZM59 181V179H58ZM114 181V180H113ZM112 181V183H114ZM26 182V181H25ZM31 182V181H29ZM52 182V181H50ZM123 182V181H122ZM238 182V181H237ZM61 183V182H60ZM230 183V182H229ZM53 184V183H52ZM115 184V183H114ZM32 185V183H31ZM85 185V184H83ZM92 185V184H91ZM122 185V183L120 184ZM208 187H207V186ZM53 186V185H51ZM77 186V185H76ZM96 186V185H95ZM115 186V185H114ZM228 186V187H227ZM41 187V186H40ZM55 187V186H54ZM81 187V191L79 190V192H85L86 191V186H82ZM125 187V186H124ZM122 189H125V188ZM73 189V187H71ZM106 188V187H105ZM39 189V188H38ZM69 189V187H68ZM107 189V188H106ZM130 189V191H131ZM90 190V188H89ZM139 190V189H138ZM22 193L23 194H29V187H25L22 189ZM38 191V190H37ZM41 191V189H40ZM67 191V190H66ZM129 191V192H130ZM159 191H164L165 194L164 195H157L156 192L159 193ZM45 192V191H44ZM62 192V191H61ZM64 192V191H63ZM91 192V191H90ZM125 192V190H124ZM138 192V191H137ZM5 193V192H3ZM34 193V192H33ZM36 193V192H35ZM47 193V192H45ZM107 192H103V193H99L101 196L106 194ZM176 195V198L179 200L178 202H180L181 206L177 209V210H173V216L172 217H167V215L164 212V205H163V201L165 199H169V196H171L172 194ZM17 194V193H16ZM83 194V193H81ZM80 194V195H81ZM85 194V193H84ZM88 194V193H87ZM7 195V194H6ZM21 195V194H20ZM90 195V194H89ZM111 195V194H110ZM116 195V194H115ZM142 195V194H141ZM8 196V195H7ZM32 196H35L32 195ZM46 195L42 196L45 197ZM66 196V195H65ZM69 196V195H68ZM76 196V195H75ZM79 196V195H78ZM84 196H88V195H84ZM124 196V195H123ZM143 196V195H142ZM5 197V196H4ZM90 197V196H89ZM132 197V196H131ZM134 197V196H133ZM144 197V196H143ZM175 197V196H174ZM27 198V197H26ZM35 198V197H34ZM67 198V196H66ZM88 198V197H87ZM117 198V197H116ZM114 198V199H116ZM123 198V197H122ZM121 198V199H122ZM29 199V198H28ZM85 199V198H84ZM83 199V200H84ZM90 200V198H88ZM130 199V197H129ZM135 199V198H134ZM141 199V198H140ZM22 200V199H20ZM30 200V199H29ZM28 200V202H29ZM31 200H33V198H31ZM30 200V201H31ZM38 200V199H36ZM119 200V199H118ZM126 200V199H125ZM139 200V198H138ZM147 200V199H146ZM25 201V200H23ZM65 201V200H64ZM106 201V200H105ZM113 201V200H112ZM117 201V200H116ZM120 201V200H119ZM128 201V199L126 200ZM26 202V201H25ZM33 202V201H32ZM39 202V200H38ZM79 204H81V201H78ZM84 202V201H83ZM177 202V203H178ZM24 203V202H22ZM30 203V202H29ZM37 203V202H36ZM42 203V201H41ZM145 203V202H144ZM175 203V205L177 204ZM43 204V203H42ZM41 204V205H42ZM49 204V203H47ZM78 204V205H79ZM95 204V203H94ZM93 204V205H94ZM129 204V203H128ZM127 204V205H128ZM132 204L133 201H132ZM39 205V204H38ZM106 205V204H105ZM145 205V204H144ZM43 206V205H42ZM59 206V205H58ZM77 206V205H76ZM86 206V205H83ZM116 206V205H114ZM174 206V205H172ZM177 206V205H176ZM40 207V205H39ZM44 207V206H43ZM47 207V206H46ZM45 207V209H46ZM63 207V206H62ZM73 208V206H71ZM80 207V206H79ZM111 207V206H109ZM128 207V206H127ZM48 208V207H47ZM77 208V207H76ZM98 208V207H97ZM166 208V207H165ZM173 208V207H172ZM49 209V208H48ZM47 209V210H48ZM59 209V208H58ZM101 209V208H100ZM130 209V208H128ZM136 209V208H135ZM142 209V208H141ZM170 209V208H168ZM39 210V209H38ZM75 210V208L73 209ZM118 210V209H117ZM140 210V209H139ZM146 210V207L144 209ZM40 211V210H39ZM43 211V210H42ZM51 211V210H50ZM111 211V210H110ZM128 211V210H127ZM133 211V210H132ZM172 211V210H171ZM169 210V212H171ZM47 211H45L46 213ZM67 212V211H66ZM70 212V211H69ZM89 212V211H88ZM112 212V211H111ZM114 212V211H113ZM112 212V213H113ZM135 212V211H134ZM139 212V211H138ZM149 212V211H148ZM154 212V211H153ZM43 213V212H42ZM79 213V212H78ZM108 213V212H107ZM130 213V212H129ZM129 213H124L125 215H128ZM152 213V212H151ZM59 214V213H58ZM105 214V213H104ZM111 214V213H110ZM144 214V213H143ZM49 215V214H48ZM51 215V214H50ZM54 215H57L56 213H54ZM113 215V214H111ZM146 215V214H145ZM223 215H229L234 217V219L236 220V224L239 228V231L241 233V236L243 237V242H242V247L244 249V253L238 255L239 253V246L241 243H239L238 241V237H234L231 234H226L224 233V225L222 222H220V220L222 219ZM38 216V215H37ZM64 216V215H63ZM68 216V215H67ZM71 216V215H70ZM115 216V215H114ZM151 216V214H150ZM36 217V216H35ZM56 217V216H55ZM99 217V216H97ZM111 217V216H108ZM135 215H128L127 220H126V224L123 226L120 225V227H118L117 223L113 224L112 226H110L111 228L109 229L110 233H112L113 235V247L114 250L116 251V247L119 243V238L123 237V239L121 238V245L118 246V248L123 252H128L129 250V246H131L133 244V247L137 245V242L139 241V239L137 238V236L139 235V231H138V227L139 226H134V223L140 219L135 217ZM1 218V216H0ZM112 218V217H111ZM153 218V217H152ZM153 218V219H154ZM48 219V218H47ZM70 219V218H68ZM72 219V218H71ZM74 219V217H73ZM86 219V218H85ZM107 219V218H106ZM120 219V218H119ZM118 219V220H119ZM123 219V218H121ZM255 219V218H254ZM77 220V219H75ZM83 220V219H82ZM108 220V219H107ZM124 220V219H123ZM149 220V219H148ZM31 221V220H30ZM74 221V220H73ZM81 221V220H80ZM135 221V222H134ZM154 221V222H155ZM52 222V221H51ZM75 222V221H74ZM95 222V216H92L90 218H87V226H91L92 223ZM111 222H113L111 220ZM123 222V221H122ZM65 223V222H64ZM114 223V222H113ZM139 223V221L137 222ZM145 223V222H144ZM233 223V222H232ZM120 224V223H119ZM136 224V223H135ZM72 225L74 226V223H72ZM81 225V224H80ZM7 226V225H6ZM9 226V225H8ZM62 226V225H60ZM67 226V225H66ZM94 226V225H93ZM92 226V227H93ZM150 226V225H149ZM152 226V224H151ZM58 227V226H57ZM229 227V226H228ZM33 228V227H32ZM60 228V227H59ZM73 228V227H72ZM84 228V227H83ZM95 228V226H94ZM100 228H103V225L101 224ZM158 228V227H157ZM162 228V227H161ZM51 229V228H50ZM159 229V228H158ZM164 229V228H163ZM153 230V227H152ZM9 231V230H8ZM7 231V232H8ZM50 231V230H49ZM70 231V230H69ZM155 233L158 234V230H156L154 228ZM163 231V230H162ZM45 232V231H44ZM47 232V231H46ZM56 232V230H55ZM165 232V230H164ZM57 233V232H56ZM72 233V232H71ZM96 233V232H94ZM154 233V232H152ZM51 234V233H50ZM62 234V232H61ZM60 234V235H61ZM29 235V234H28ZM45 236V235H44ZM95 236V235H94ZM150 236V235H149ZM240 236V237H241ZM139 237V236H138ZM145 237V236H144ZM155 237V236H154ZM32 238V237H31ZM31 238L29 237V239L31 240ZM51 238V236H50ZM72 238V236H71ZM158 238V236H157ZM36 239V238H35ZM40 238H38L37 240H39ZM61 239V238H60ZM96 239V238H95ZM36 240V242H37ZM44 240V238H43ZM48 240L49 237H48ZM142 240V239H141ZM45 241V240H44ZM47 241V239H46ZM61 241V240H60ZM93 241H95L93 239ZM112 241V240H111ZM146 241V240H145ZM149 241V240H148ZM147 241V242H148ZM155 242V240H153ZM166 241V240H164ZM241 241V240H240ZM78 242V241H77ZM80 242V241H79ZM47 243V242H46ZM51 243V242H50ZM49 243V244H50ZM53 243V242H52ZM144 243V242H142ZM39 244V243H38ZM55 244V243H54ZM78 244V243H77ZM93 244V243H92ZM41 245V244H39ZM46 245V244H45ZM48 245V244H47ZM72 245V244H71ZM144 245V244H143ZM163 245V244H161ZM244 245V246H243ZM84 246V245H83ZM166 246V245H165ZM40 247V246H39ZM45 247V246H44ZM49 247V246H48ZM47 247V248H48ZM72 247V246H71ZM97 247V246H96ZM132 247V246H131ZM142 247V246H141ZM196 247V246H195ZM51 248V246H50ZM83 248V247H82ZM31 249V248H30ZM71 249V248H70ZM75 249V248H74ZM84 249V248H83ZM107 249V247H106ZM143 249V247H142ZM196 249V248H195ZM44 250H46L44 248ZM52 250V249H51ZM54 250V249H53ZM132 250V249H130ZM129 250V252H130ZM139 251V249H137ZM156 250V249H155ZM191 250V249H190ZM37 251V250H36ZM49 251V249H47L44 253L46 254ZM95 251V250H94ZM99 251V250H98ZM136 251V250H135ZM151 253V250H149ZM147 251V253L149 252ZM153 251V250H152ZM179 251V250H178ZM183 251V250H182ZM1 252V251H0ZM43 252V249H42ZM55 252V251H54ZM134 252V251H133ZM155 252V251H154ZM180 252V251H179ZM184 252V251H183ZM192 252V251H191ZM195 252L197 253V251L195 250ZM194 252V253H195ZM200 252V250H199ZM243 252V251H242ZM56 253V252H55ZM58 253V252H57ZM135 253V252H134ZM145 253V252H144ZM171 253V252H170ZM181 253V252H180ZM29 254V253H28ZM43 254V253H42ZM42 254L40 256H42ZM74 254V253H73ZM138 254V253H137ZM163 254V253H162ZM161 254V255H162ZM53 255V254H52ZM56 255V254H55ZM83 255V254H82ZM128 255V254H127ZM153 255V254H152ZM172 255V254H171ZM22 256V255H21ZM49 256H51L49 254ZM62 256V253H61ZM86 256V255H85ZM103 256V255H102ZM119 256V255H118ZM117 256V257H118ZM149 256V255H148ZM156 256V253L155 255ZM53 256H51L52 258ZM89 257V256H88ZM157 257V256H156ZM164 257V256H163ZM36 258V257H34ZM55 258V256H54ZM150 258H152L150 256ZM171 258V256H170ZM174 258V257H173ZM202 258V257H199ZM20 259V258H19ZM53 259V258H52ZM120 259V257L118 258ZM134 259H139L134 258ZM148 259V258H147ZM38 260V259H36ZM47 260H51L49 257H47ZM55 260V259H53ZM83 260V259H82ZM96 260V258H95ZM111 262L112 263H116V259L114 256L111 257ZM122 260V259H121ZM125 260V259H124ZM173 260V259H172ZM175 260V259H174ZM20 261V260H19ZM24 261V260H23ZM52 261V260H51ZM81 260L78 261V263H80ZM240 261H237L240 263ZM83 261H81L82 263ZM118 262V261H117ZM126 262V261H125ZM162 264H171V259H169L168 257L164 259V261ZM22 263V262H21ZM29 263V262H28ZM47 263V262H46ZM49 263V262H48ZM98 263V262H97ZM129 263V262H128ZM176 263V261H175ZM174 263V264H175ZM1 264V261H0ZM4 264V263H2ZM52 264H64V261L61 259H58L56 262L52 263ZM88 264V263H87ZM95 264V263H94ZM100 264H109L108 261H101Z\"/></svg>",
    "mask_w": 264,
    "mask_h": 264
}]
</instances>
